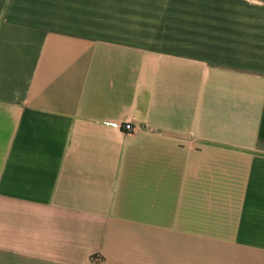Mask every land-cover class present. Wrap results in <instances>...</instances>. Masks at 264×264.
<instances>
[{
    "label": "crops",
    "instance_id": "obj_1",
    "mask_svg": "<svg viewBox=\"0 0 264 264\" xmlns=\"http://www.w3.org/2000/svg\"><path fill=\"white\" fill-rule=\"evenodd\" d=\"M199 33L0 0V264H264V0H217Z\"/></svg>",
    "mask_w": 264,
    "mask_h": 264
},
{
    "label": "rangeland",
    "instance_id": "obj_2",
    "mask_svg": "<svg viewBox=\"0 0 264 264\" xmlns=\"http://www.w3.org/2000/svg\"><path fill=\"white\" fill-rule=\"evenodd\" d=\"M216 1L76 0V27L146 44H167L174 35L188 32L195 45L200 39L202 13L215 10Z\"/></svg>",
    "mask_w": 264,
    "mask_h": 264
},
{
    "label": "built area",
    "instance_id": "obj_3",
    "mask_svg": "<svg viewBox=\"0 0 264 264\" xmlns=\"http://www.w3.org/2000/svg\"><path fill=\"white\" fill-rule=\"evenodd\" d=\"M114 127L120 128L126 132H131L135 129L134 125L132 123H126V124H113ZM89 264H106L103 260H101L98 257H94L90 260Z\"/></svg>",
    "mask_w": 264,
    "mask_h": 264
}]
</instances>
